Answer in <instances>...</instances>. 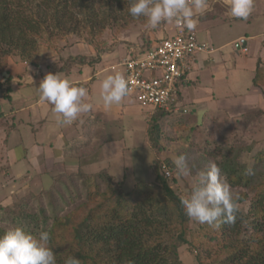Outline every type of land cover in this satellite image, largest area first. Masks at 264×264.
Wrapping results in <instances>:
<instances>
[{"label": "rangeland", "instance_id": "1", "mask_svg": "<svg viewBox=\"0 0 264 264\" xmlns=\"http://www.w3.org/2000/svg\"><path fill=\"white\" fill-rule=\"evenodd\" d=\"M92 1L94 2L95 14L91 12L89 16L87 14L83 15V13L79 14L77 12V8L71 9L73 20L70 27L74 28V32L58 33L54 31L53 34L47 33L41 38L39 45L43 49L49 50L47 56L52 54L48 56L42 67L36 68L29 65L30 61L34 62L36 59L26 60V65L16 55L3 56L0 53L1 89H5V80L8 76H11L15 81L23 77L19 83L21 85H31L35 81L43 79L44 72L47 73L54 64L62 65L68 55L71 57L83 56L89 58L98 54L100 63L95 67L98 69L103 68L104 65H108V61L110 63L120 61L129 55V51L139 50L142 45V37L158 39L163 34L168 33L167 28L170 25H167L168 23L166 22L162 23L157 29L148 28L143 17H141L142 20L139 18L140 20L138 19L139 21L137 22L127 23L122 16L123 12L128 11L131 0H111L110 4H106L104 0ZM217 10L218 13L227 11L224 7H217ZM92 14L93 17L91 18ZM89 27L91 29L88 30ZM208 30H211L213 37L219 35L218 38L221 39V42L224 41V37L233 38L244 33H247L248 36L250 34L259 35L264 30V0L259 4L254 1L253 11L247 20L237 19L220 23H210V21L201 23L196 28L198 37L205 38ZM238 45H241V43H238ZM235 49L236 45L232 44L229 48H226V51H229L232 59L236 61L238 57L235 56L237 55ZM24 71H30L33 74L27 75ZM59 75L69 81L77 79L76 75ZM109 75H111L110 72H103L86 85L90 88L91 93L88 96L90 101H86L85 98V102L91 103L95 107L93 108L96 112L94 115H91L90 111L80 114L74 121L75 125L72 128L80 132L86 119L90 116L97 122V125H86L87 131L82 132L84 137L81 135L84 145L81 148H79V143L75 142V140L71 142L73 131L71 134L69 133V125L54 123L57 121V114L52 111V106L47 102H45L47 106H43L41 112H37L36 116L31 114V117L27 118L24 112L14 113V111L21 109L22 106L24 108L29 104L35 105V100L39 99L36 88L40 82L34 83L30 87L14 86L9 92L10 99L6 100L3 106L5 118H2L0 123L1 207L12 208L14 204L17 205L20 202V199L28 198L27 190L24 187L27 181L26 178L22 180L16 179L9 185L6 182L7 175L16 176L17 173L27 170L34 172V168H31L30 164L24 159H21L15 165H10L11 158H18L22 151V148L16 149V145L21 144L25 148L29 145H35L39 148L37 150L41 151L39 162L43 164L41 167L38 166L37 169L41 173L52 170L51 167L54 165L55 170L52 173L56 172L66 176V180H64L58 176L56 179L54 176L50 178L49 174L47 177L45 174L41 175L43 185L41 188L35 189L36 193L41 190L51 191L55 197L62 194L61 198H57L58 200L55 198L56 202L62 201L70 191L75 190L74 188H68L70 187V183L67 181L68 175L78 172L85 175L96 173L100 170H106V175L114 183L123 180V188L125 190H129L133 183L145 182L148 186V193L155 199H161L163 195L156 185L155 174L152 169L154 162L159 166H165L169 170L170 178L165 177L166 181L172 191L180 198L186 197L190 193L200 171H206L210 163L225 161L228 156L234 157L235 162L244 168L252 169V167L256 166L252 183L264 180V161L258 160L260 157L264 158V124L261 123V118L259 120L255 118L252 125L249 127L245 126L246 120L250 115L254 116L255 111H250L244 118L235 122L224 116L215 118L206 116L204 120L201 119L200 121L199 118L196 120L191 111L192 107L187 105V103H190L191 97L186 93L184 95V106H179L176 112H170L160 121L162 151L161 154H156L145 134L147 122L153 114H147L149 109H142L134 95L128 94L120 104L113 105L111 108L106 109L103 106L100 97V82ZM249 86L250 79L246 74H241L237 89L244 92ZM1 94L2 97H5L3 93ZM46 120L51 122L46 124ZM75 129L74 132L76 131ZM53 130H60V134L57 133V139H54L56 135H51ZM74 135L76 139V134ZM67 140L70 142H65ZM49 142L59 148L61 144L69 146L62 147L58 156H62L60 163L63 168L54 164L53 160L55 157L52 154V150H55V147H45V144ZM71 151H75L77 155L74 160L68 159L67 156L64 157ZM10 154L11 156H9ZM178 154H183L187 157V162L191 169L189 176H178L176 174L172 157ZM167 161H170L171 165L167 164ZM72 183L79 185L78 181L72 180ZM231 192L233 197H239L246 192V189L244 187L231 188ZM43 200L51 217H53V214L55 216H67L75 211L74 207L76 205L70 206L67 202L54 204L55 202L51 201L49 197H43ZM101 200L98 197L93 201L97 203ZM93 201L87 206H93ZM31 202L35 208L34 210H37V203L33 200ZM238 207L245 212L247 211L248 203L239 204ZM2 213L3 211L0 210V227L12 229L13 226L3 219ZM183 229L184 232H189V235L186 236L187 238L185 237L187 244L179 248L178 256L181 262L183 264H197V259H202L204 262L212 260V254L223 243L221 239L218 240L220 243L218 245L216 242H210V235H215V233H212L211 229L204 228L203 224L191 219L183 225ZM178 230H182V228L171 227L157 241L173 239V234L179 233ZM150 240L154 242L155 238Z\"/></svg>", "mask_w": 264, "mask_h": 264}, {"label": "trees", "instance_id": "2", "mask_svg": "<svg viewBox=\"0 0 264 264\" xmlns=\"http://www.w3.org/2000/svg\"><path fill=\"white\" fill-rule=\"evenodd\" d=\"M104 2L110 4L112 1ZM72 8H77L79 14H95L92 0H0V53L3 56L16 55L26 65V60L36 59L34 62L30 61L29 65L42 67L52 54L47 56L49 50L43 49L39 41L44 35H51L54 31L74 32V28L70 27L73 20ZM129 15L128 11L123 12L122 17L127 23L140 20ZM158 42V39L142 37L141 48L131 55H141ZM99 60L98 54L89 58L68 55L62 65L54 64L48 73H68L72 68L83 67L94 70L100 63ZM24 73L33 74L30 71ZM22 78L15 81L8 76L5 89L0 87V93L5 96L2 97L1 94L0 100H9L11 86L21 85L19 83ZM252 84L264 94V68L260 59L257 60ZM170 112L171 110H153V115L147 122L145 134L156 154H161L162 151L160 121ZM254 114L255 117H248L245 126L252 125L255 118L260 119L258 111ZM2 115L4 114L0 112V117ZM230 157L222 162L217 161L216 164L231 188L246 189L239 197L233 198L237 206L247 202L248 208L243 212L238 207L234 224L222 223L219 227L203 224L204 228L215 233L210 235V242L218 245V240L221 239L223 243L216 254H212V260L204 262L197 259V264H264V180L252 183L256 166L252 169L244 168L235 162L234 157ZM258 160L263 162L264 158L260 157ZM167 164L171 165V162L167 161ZM152 169L156 185L163 195L161 199H155L148 193L145 182L133 183L129 190H125L123 180L114 183L106 175V170H100L85 175L80 172L68 175V188L75 190L58 202L76 205L73 214H53L51 217L43 197H49L57 204L55 198H61L62 194L55 197L51 191L41 190L36 193L27 187V199H20L12 208L0 206V210L3 211V219L13 226L12 229L20 227L34 236L44 231L49 232V246L55 254L56 264H64L69 256L79 259L81 264H183L178 253L179 248L187 244L186 236L189 232H184L183 225L189 218L182 210L181 198L166 181L163 165L159 166L154 162ZM53 176L55 179L58 176L66 180V176L59 173H53ZM72 180L78 181L79 185L73 184ZM98 197L102 200L94 203L93 200ZM30 198L37 203V210H34ZM92 201L93 206L88 207L87 204ZM171 227H181L182 230L173 234L171 240L157 241ZM8 230L11 229L0 227V235ZM151 238H155V241L152 242Z\"/></svg>", "mask_w": 264, "mask_h": 264}, {"label": "clouds", "instance_id": "3", "mask_svg": "<svg viewBox=\"0 0 264 264\" xmlns=\"http://www.w3.org/2000/svg\"><path fill=\"white\" fill-rule=\"evenodd\" d=\"M226 15L233 19L247 20L253 11L254 0H226ZM212 10L209 0H131L128 13L134 18H145L150 29H157L169 22L195 29L197 18ZM41 102L52 106L57 114V123L71 125L80 114L92 110L93 105L85 102L88 90L74 86L57 74H46L36 88ZM125 77L117 72L100 82V97L108 109L120 104L129 94ZM176 174L189 176L191 169L183 154L172 157ZM185 215L199 223L212 227L220 224H234L238 206L231 187L216 163H210L206 171L197 174L195 184L186 197L180 201ZM47 231L34 236L20 227L0 235V264H56V257L49 246ZM64 264H81L74 256L65 259Z\"/></svg>", "mask_w": 264, "mask_h": 264}, {"label": "crops", "instance_id": "4", "mask_svg": "<svg viewBox=\"0 0 264 264\" xmlns=\"http://www.w3.org/2000/svg\"><path fill=\"white\" fill-rule=\"evenodd\" d=\"M254 1H257V4H259L262 0H254ZM216 6L222 8L224 7L227 9L226 6L213 5L212 10L208 11L205 15L197 18L198 22L196 28L201 23L207 21H210V23H220V22H226L228 20H237L227 16L226 12L218 13ZM167 25H170L167 28L168 33H166L165 35L161 34L162 36L159 37L158 40L173 34V24L168 22ZM196 28L191 30L195 33L197 41L200 43L209 44L213 49V51L211 53H207V52L197 53L193 56L192 60L189 63V69L187 71V74L180 81V83H178L177 101L171 112L173 111L176 112L179 106L180 107L184 106L185 103L184 95L187 93L188 96L191 97V101L190 103H187V105L192 107L191 111L193 112V116L196 118V120L197 118H199L200 121L201 119L204 120L206 116H209L210 118L224 116L230 119L231 121L234 120L233 122H235L238 121V119L244 118L246 114H248L250 111H255V112L258 111L261 114L260 115V118L262 119L261 123L264 124V94H262L259 88H257L252 84L258 59L262 60V67L264 68V30L259 35L250 34L248 36L247 33H244L242 35H237L233 38L224 37V41L221 42L220 41L221 39L218 38L219 35H216L214 37L211 35V30L207 31V35L205 38L204 37L199 38ZM238 43H241V45H238ZM232 44L236 45L235 53L237 55L235 56L238 57V60L236 61L232 59L231 53L229 51H226V48H229V46H231ZM225 51L226 53H228L227 55ZM131 53H133V51H129L128 54L131 55ZM110 61L113 62L114 60H110ZM117 62L114 61L113 63H110L108 61L107 63L108 65H104L103 68H99V69L96 68L93 70V69H88L86 67H83L81 69L72 68L71 70H69L68 73H58V74H63L64 76L76 75L77 79L70 81V83L74 86L85 87L88 90V96H89V94L91 93L90 88H88L86 85H88L87 83L93 81L95 77H97L99 74L103 72H110L111 75H114L117 72L121 73V71L118 69L116 72H111L109 70V67L111 65H115ZM47 73L44 72L43 76H45ZM241 74H246V76H248V78L250 79V86L244 92H241L237 89V85ZM41 80L42 79L35 81L34 83H39ZM33 84L29 86L17 84L15 85V87H19V86L30 87ZM13 88L14 86H11V90ZM88 96L86 97V101H90V98ZM5 101L6 100L4 99L0 100V112L3 114H4L3 106ZM43 106H47V104L37 99L35 100V105L29 104L27 105V107L24 108L22 106L21 109L14 111V113L18 114L24 112L26 114L25 117L28 118L31 117L30 116L31 114L33 116H36L37 112L39 111L41 112ZM94 108H92V110L90 111L91 115H94L96 112ZM151 113L152 110H149L147 112V114H151ZM2 118H5L4 115L0 117V123L2 122ZM49 122L51 121L46 120V124H49ZM54 123L58 124L57 121H55ZM87 124H91L94 126L97 125V122H95L93 120V117L90 116L88 119H86L85 123L82 126L83 129H80V132L77 131V129L72 128L73 125H75L74 122L71 125H69L70 127V129L68 128L69 133L71 134L73 131L71 142L75 140V142L79 143V148L84 146L81 140V135L84 137L82 132L86 130ZM74 129L76 130L75 132ZM59 131L53 130L51 132V135H56L54 136V139H57V133H59ZM74 134H76V139ZM65 142H70V141L67 140ZM21 145H16V149L22 148L23 152L22 151L20 152L18 158H14V157L11 158L10 165H15L17 162L21 161V159H24L30 164L31 168H34L35 173L31 172L30 170H27L25 172L17 173L16 176L7 175L6 182L9 185L13 183L16 179L22 180L23 178L24 179L26 178L27 181L24 185L25 189L27 187L31 191L35 192V189H39L43 185L41 175L45 174V176L47 177V175L49 174V177L50 178L52 177L53 175L52 172L55 170L54 165L51 167L52 170L45 171V173H41V171L37 169L38 166L41 167V165L43 164L39 162L40 161L39 156L41 152V151L40 152L37 151L39 150V148H37L35 145L34 146L29 145L27 148ZM46 146H48V148L55 147V150H52L53 151L52 154L55 157L53 162L56 166L59 165V167L63 168L62 164L60 163L61 161L60 158L62 156L61 157L58 156L61 153L62 147H69V146H67V144H65L64 146L63 144H61L59 148L56 145H53L51 142L45 144V147ZM74 148H78V147H74ZM9 156H11V154ZM66 156L68 157V159L74 160V157L76 158L77 155L75 154V151H71L67 153V155H65L64 157ZM54 174H56V172H54Z\"/></svg>", "mask_w": 264, "mask_h": 264}, {"label": "built area", "instance_id": "5", "mask_svg": "<svg viewBox=\"0 0 264 264\" xmlns=\"http://www.w3.org/2000/svg\"><path fill=\"white\" fill-rule=\"evenodd\" d=\"M209 3L226 6V0ZM172 24L173 34L161 38L143 54L128 55L109 67L111 72L121 71L128 81L129 94L134 95L142 109L172 110L177 101V85L187 74L193 56L213 51L209 44L198 42L192 30ZM163 171L170 178L164 166Z\"/></svg>", "mask_w": 264, "mask_h": 264}]
</instances>
